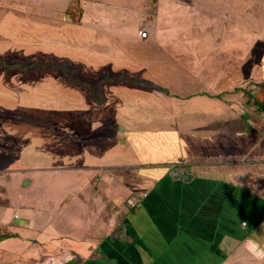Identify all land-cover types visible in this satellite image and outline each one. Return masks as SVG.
<instances>
[{
	"label": "crops",
	"instance_id": "1",
	"mask_svg": "<svg viewBox=\"0 0 264 264\" xmlns=\"http://www.w3.org/2000/svg\"><path fill=\"white\" fill-rule=\"evenodd\" d=\"M2 1L0 121L15 114L10 106L31 104L46 121L24 118L44 123L64 146L62 165L51 169L56 196L42 209L45 227L26 215L19 226L0 223L1 233L35 242L49 226L68 245L58 247L55 256L64 258L54 264H249L245 239L264 247V26H249L248 0H223L219 10L210 4L202 12L209 24L200 26L186 19L165 24L159 9L145 37L132 19L135 9L106 0H32L23 10ZM262 7L250 9L262 16ZM98 112L86 138L82 124L67 123ZM104 117L126 140L115 153L103 152L102 142L88 147ZM125 121L131 125H120ZM7 137L0 122V155ZM5 162L0 158V203L9 200L12 175L25 170ZM129 198L139 204L130 208ZM71 204L89 213L77 224L80 237L67 232ZM20 245L7 250L17 253Z\"/></svg>",
	"mask_w": 264,
	"mask_h": 264
},
{
	"label": "rangeland",
	"instance_id": "2",
	"mask_svg": "<svg viewBox=\"0 0 264 264\" xmlns=\"http://www.w3.org/2000/svg\"><path fill=\"white\" fill-rule=\"evenodd\" d=\"M106 3L125 6L128 8L135 9L136 15L132 18L135 22V27L137 30H144L150 32L156 21V14L159 9L162 10V14L165 20V24L177 25L180 19L190 20L191 22L196 23V26H200L203 24H209V17L202 15V12L205 11L211 5L216 6V9H222L224 6L223 0H106ZM0 2H3L2 0ZM75 3V0L71 1ZM80 4L84 1H79ZM78 2V3H79ZM227 2V0H226ZM4 3V2H3ZM2 3V4H3ZM26 3L29 4V7L26 6ZM32 0H9L8 4L13 5L17 10H23V8L31 9ZM249 5V14H248V24L251 28H259L264 26V14L262 16L257 12L256 8L250 9L251 6L257 5L262 7L260 3H257V0H248ZM200 6V7H195ZM202 7V8H201ZM264 8V7H262ZM198 9V10H197ZM167 21V23H166ZM162 22V21H161ZM25 24V22H24ZM132 24V23H130ZM252 28V30L254 29ZM255 30V29H254ZM25 32L18 33L19 38L23 40H28V38L22 37ZM254 34V31L252 32ZM149 35V34H148ZM3 44L9 43L7 40L2 41ZM91 71H94L92 68ZM29 83L36 85L37 82ZM15 82L12 80L7 81V86L13 88L15 86ZM41 87V86H40ZM39 87V88H40ZM32 89L31 86L28 87ZM20 93L23 94L25 92L19 89ZM25 101H28V97H23ZM31 106V104H28ZM24 106L9 107V110L13 111L15 114H10L8 118H5L3 121H0L3 125H6V128L9 129V134L12 137H7V151L6 153H2L0 155L1 159H4L5 166L8 169H12L13 171H17L16 169L23 168L28 169L29 172L25 173L24 171H18L12 176H16L21 180V182L14 177L9 186L6 189V194L9 197V200L0 203V223H4L7 221L15 223V225L19 226L23 223L24 218L28 215L31 218V221H37V224H41V229L45 227L47 223L48 215L47 212H43L42 210L48 206V200L55 197L56 194L52 193L49 182L52 184L57 182L54 181V177L51 176V169L56 167L57 165H62L59 161L63 150L61 147L64 146V142H62L59 136L54 135V133L44 124L39 122H33L28 120L27 118H35L37 120H44L42 116L36 112H31L32 108ZM17 113V114H16ZM100 112L94 114L93 116H88L87 120L83 123H74V120L69 119L67 123L69 126L78 127L80 124L84 126V130H82V138H86L88 132L93 125V119H98L96 117ZM23 115V117L21 115ZM27 117V118H24ZM48 117V116H47ZM73 116H71L72 118ZM75 119V117H74ZM46 121V120H44ZM41 122V121H40ZM99 122V123H98ZM156 124V123H155ZM98 127V133H94L90 136L92 139H96V141L87 142L89 144L90 149H94L95 147H100V142H102V146L104 149L103 152H109L111 150L112 153L117 152L116 150L119 147H122L126 140L123 135L120 134L121 128H110V119L104 117L103 120H97L95 124ZM99 125H101L99 128ZM122 126L129 127L131 125L130 121H125ZM162 126V124H161ZM13 132V134H12ZM79 132V131H78ZM119 134V136H118ZM54 135V136H53ZM130 140V138H129ZM39 143V147H26L28 144L36 145ZM124 147V146H123ZM127 147V146H126ZM39 149L38 154L36 156H32V151ZM125 148V147H124ZM108 149V150H107ZM127 150V149H126ZM128 151V150H127ZM129 152V151H128ZM30 156V157H29ZM32 156V157H31ZM66 163V162H64ZM68 164V163H66ZM40 165V166H39ZM69 165V164H68ZM117 165V163L113 164ZM121 165V164H119ZM40 167V168H39ZM39 168V169H36ZM107 171V169H106ZM101 178L106 179V173L100 174ZM31 180L29 183L27 180ZM70 179L67 178L68 181ZM24 180V182H23ZM19 181V182H18ZM59 181H63L59 179ZM23 182L24 186H20ZM65 182V181H64ZM104 182V181H102ZM101 182V183H102ZM45 186H44V185ZM64 184V183H62ZM39 185L41 188L39 189ZM66 188H69L73 191L75 190L76 182H69V187L63 185ZM64 190V188H62ZM125 190V189H124ZM65 195V194H61ZM0 196V201H1ZM23 203H32V204H23ZM24 205H30L34 208V210L25 209ZM42 213H45L44 215ZM17 214V217L14 218V215ZM91 215V214H90ZM89 217V213L81 212L79 204H71L70 208L65 210V222L68 226V233L75 237H80L83 232H79L82 227H78L77 224L79 222H85ZM62 219V217H61ZM63 220V219H62ZM46 222V223H45ZM55 226V230H56ZM80 229V230H78ZM20 231V230H19ZM49 232L51 234L49 235ZM3 232H8L7 229H3ZM53 231L49 230V226L47 228V233L37 234L38 240L35 242L30 241V239L20 240L18 238H7L0 241V247L3 251L0 252V264H54L55 260L58 258L63 259L64 256H55L58 247L63 246L68 247L67 243L62 241L57 236L52 235ZM1 234V233H0ZM47 234V235H46ZM52 237V238H51ZM50 238V239H49ZM40 241V242H39ZM71 247L74 246V242L70 241ZM20 245V250L17 253L9 251L7 249L10 248V245ZM49 253L47 256L46 254ZM63 253H66L64 251ZM255 260V259H253ZM251 260L249 264H255L257 261ZM253 261V263H252Z\"/></svg>",
	"mask_w": 264,
	"mask_h": 264
},
{
	"label": "clouds",
	"instance_id": "3",
	"mask_svg": "<svg viewBox=\"0 0 264 264\" xmlns=\"http://www.w3.org/2000/svg\"><path fill=\"white\" fill-rule=\"evenodd\" d=\"M262 228H264V224L261 225ZM242 229H247V222H243L241 224ZM253 236H258L257 233H253ZM229 238H225L224 241L221 243V248L224 250L225 245L228 243ZM243 248L247 251L248 254H250L251 257H253L258 264H264V247H261V244L259 242V239H253L252 237H249L245 239L243 242Z\"/></svg>",
	"mask_w": 264,
	"mask_h": 264
},
{
	"label": "built area",
	"instance_id": "4",
	"mask_svg": "<svg viewBox=\"0 0 264 264\" xmlns=\"http://www.w3.org/2000/svg\"><path fill=\"white\" fill-rule=\"evenodd\" d=\"M147 35V32L146 31H141L140 32V36L141 37H145ZM127 203H128V206L130 207V208H135L136 206H137V204H139V199L137 198V199H128L127 200ZM243 223V222H242ZM1 231H2V228H1V226H0V233H1Z\"/></svg>",
	"mask_w": 264,
	"mask_h": 264
},
{
	"label": "water",
	"instance_id": "5",
	"mask_svg": "<svg viewBox=\"0 0 264 264\" xmlns=\"http://www.w3.org/2000/svg\"><path fill=\"white\" fill-rule=\"evenodd\" d=\"M172 175L179 176L185 180L189 179L190 177L186 172H180L177 169H174V171L172 172Z\"/></svg>",
	"mask_w": 264,
	"mask_h": 264
},
{
	"label": "trees",
	"instance_id": "6",
	"mask_svg": "<svg viewBox=\"0 0 264 264\" xmlns=\"http://www.w3.org/2000/svg\"><path fill=\"white\" fill-rule=\"evenodd\" d=\"M12 234H10V233H7V232H3V233H1L0 234V240L1 239H5V238H8V237H10ZM89 263H91V261L89 260V261H87V262H85V263H83V264H89ZM74 264V263H73Z\"/></svg>",
	"mask_w": 264,
	"mask_h": 264
}]
</instances>
